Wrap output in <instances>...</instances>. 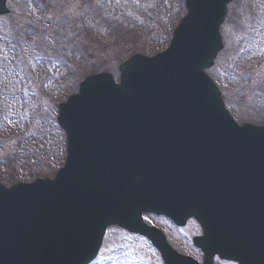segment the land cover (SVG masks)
<instances>
[{"label": "water", "instance_id": "obj_1", "mask_svg": "<svg viewBox=\"0 0 264 264\" xmlns=\"http://www.w3.org/2000/svg\"><path fill=\"white\" fill-rule=\"evenodd\" d=\"M231 1L185 0L166 51L132 56L118 85L86 78L59 105L66 159L54 180L0 185V264H89L113 226L145 235L164 264H196L146 229L145 213L194 218L204 264H264V128L238 126L206 74Z\"/></svg>", "mask_w": 264, "mask_h": 264}, {"label": "rangeland", "instance_id": "obj_2", "mask_svg": "<svg viewBox=\"0 0 264 264\" xmlns=\"http://www.w3.org/2000/svg\"><path fill=\"white\" fill-rule=\"evenodd\" d=\"M87 1L93 9L78 13L75 0H10L9 17L0 18V78L17 84L21 74L30 75L22 87L19 80L17 89L0 95V137L21 140L15 153L14 139L0 140L5 186L53 179L65 161L57 104L88 75L108 73L118 81L117 67L130 56L165 50L185 14L183 0ZM220 35L223 50L207 73L238 124L264 126V0H232ZM162 221L157 223L169 229ZM174 233L170 245L197 258L191 236ZM98 257L97 264H162L140 238L114 229L107 231Z\"/></svg>", "mask_w": 264, "mask_h": 264}, {"label": "flooded vegetation", "instance_id": "obj_3", "mask_svg": "<svg viewBox=\"0 0 264 264\" xmlns=\"http://www.w3.org/2000/svg\"><path fill=\"white\" fill-rule=\"evenodd\" d=\"M28 75H24V74H21L20 75V78L15 79V81L17 82V84H14V81H7L6 83H3L2 81L0 82V92L4 90H9L11 88H14L17 89L16 87L18 86V81L19 80H22L20 82V86L19 87H22L23 84H24V81H30V78H28V80H23L25 77H27ZM159 218L157 217H154V216H144V221L148 224V225H151V226H154L156 228L160 227L157 223ZM156 222V223H155ZM193 224H195L194 222L192 221H189L187 223V225L183 228H176L174 227L172 224L169 223V225L171 226L170 228L175 232L174 234H177L178 236H201V230L200 228L196 225V226H192ZM195 253L197 255H200V252L199 251H196L195 250Z\"/></svg>", "mask_w": 264, "mask_h": 264}]
</instances>
